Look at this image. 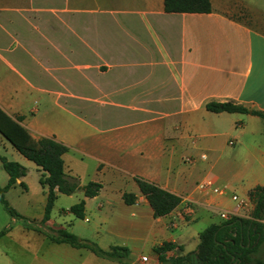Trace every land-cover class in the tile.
<instances>
[{
	"label": "crops",
	"instance_id": "0c3cea01",
	"mask_svg": "<svg viewBox=\"0 0 264 264\" xmlns=\"http://www.w3.org/2000/svg\"><path fill=\"white\" fill-rule=\"evenodd\" d=\"M211 3L209 14H167L164 0H0L1 109L21 117L34 139L53 137L69 148L66 173L82 187L103 185L97 197L86 198V216L99 202L119 238L146 233L153 264L168 263L155 251L165 242L177 246L167 260L194 252L201 223L250 219L249 192L264 188V120L206 108L232 103L264 112V3ZM7 142L0 134L9 152ZM28 161L18 157L28 173L14 188L24 183L28 197L41 196L45 212L44 172ZM31 169L40 174L37 186L29 182ZM136 176L180 196L181 205L155 219ZM206 181L226 194L200 189ZM125 192L137 203L126 205ZM44 226L68 230L53 216ZM142 257L122 260L144 264Z\"/></svg>",
	"mask_w": 264,
	"mask_h": 264
},
{
	"label": "trees",
	"instance_id": "16d2710c",
	"mask_svg": "<svg viewBox=\"0 0 264 264\" xmlns=\"http://www.w3.org/2000/svg\"><path fill=\"white\" fill-rule=\"evenodd\" d=\"M164 10L167 14H209L212 13L211 0H164ZM207 110L212 113H239L258 116L264 120V112L248 109L245 106L232 103H209ZM0 134L24 158L33 162L44 174L40 178V185L47 189V203L44 217L41 222L44 226L50 221L55 203L59 195L71 196L83 190L84 199L62 213H72L76 218L85 220L86 198L97 197L103 185L90 182L81 186L79 178L67 174L65 171L64 156L69 148L53 137L34 139L30 132L22 125V118H12L0 107ZM3 170L9 176L6 186H0V203L13 218L22 216L13 209L6 199V194L13 189L19 180L27 176V168L18 162L9 161L0 156ZM141 194L146 198L153 210L155 219L169 216L182 203L180 196L162 188L157 183L142 177L133 178ZM20 186L26 188L24 183ZM249 198L255 205L250 219L232 217L221 224L207 227L199 234L200 243L194 252L174 258V264H248L249 256L254 253L262 242L264 229V188L256 187L249 192ZM123 201L126 205H134L138 197L134 193L125 192ZM9 229L0 233L4 236ZM46 232L37 229V232L48 237L57 244H69L73 248L89 249L98 257L108 259H126L130 253L128 248L113 247L111 252L105 251L97 244L83 240L66 229ZM177 248L173 243H163L155 251L160 256V261L166 263L164 256L167 251ZM181 250L183 247H178Z\"/></svg>",
	"mask_w": 264,
	"mask_h": 264
},
{
	"label": "rangeland",
	"instance_id": "374dc122",
	"mask_svg": "<svg viewBox=\"0 0 264 264\" xmlns=\"http://www.w3.org/2000/svg\"><path fill=\"white\" fill-rule=\"evenodd\" d=\"M103 124L111 125V121H105ZM7 145H9L7 147H9L10 151H5L3 145H1L0 156L6 157L9 161L13 162H17L19 157L27 162V160H24V158L20 156V154H18L8 142ZM29 163L30 165H34L32 162ZM90 170L92 172V165ZM7 178L8 175L3 170L0 162L1 187L7 185ZM39 178V172L31 169L29 182L34 183V185L37 186ZM8 193L6 194L7 201L10 206L22 216V218H13L0 204V233L5 229H10L4 236L0 237V264H128L118 258L108 259L105 257H98L89 249H77L69 244L54 243L43 234H38L37 236L39 237H37L34 234L37 229L49 232L48 229H45V226H42L41 222H37L39 220L38 215H41L44 212V205L41 203V196L28 197L20 186H17L12 189L9 194ZM82 196L83 194L81 191H78L73 198L63 196L53 209L52 216L54 221L57 224L68 228L70 233L83 240L97 244L105 251L111 252V248L113 247L128 248L130 252H134L132 256L128 255L129 257L126 258L129 260V263L133 262L138 256L145 255L147 257H154L155 253L152 239H150L149 242H145L147 235L142 231L139 233L129 232L126 237L127 239L119 238L113 231L115 226L111 212L107 207L103 209L102 212L99 211V202L91 203L86 216L89 218V222L76 218L72 213L66 218V216H64L65 213H62V210H67V208L70 209L71 206L77 204V198H82ZM99 217L105 218L107 220L106 223L102 222V224H100ZM213 221L218 222L219 218H214ZM67 224H69V227ZM208 225L209 223H201L197 226V229L202 232L208 227ZM22 230H27L29 234L28 232H22ZM69 251H74L75 254L69 256L67 254L56 253ZM174 258H176V256H171L166 264H174ZM249 258L250 261L248 264H264V229L262 232V242Z\"/></svg>",
	"mask_w": 264,
	"mask_h": 264
},
{
	"label": "built area",
	"instance_id": "2783aa9c",
	"mask_svg": "<svg viewBox=\"0 0 264 264\" xmlns=\"http://www.w3.org/2000/svg\"><path fill=\"white\" fill-rule=\"evenodd\" d=\"M204 158V156H203ZM200 189L202 190H211L213 191L214 193L216 194H220V195H225L226 194V191L225 189H219L217 187H214V184L211 182V181H206L204 183H202L200 185ZM232 200L237 202L239 205H243L244 206V202L242 200H240L238 198V196L234 195L232 196ZM223 218H226V215H222ZM141 261L144 263V264H153L150 260L149 257L145 256V257H142Z\"/></svg>",
	"mask_w": 264,
	"mask_h": 264
}]
</instances>
